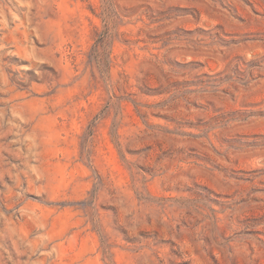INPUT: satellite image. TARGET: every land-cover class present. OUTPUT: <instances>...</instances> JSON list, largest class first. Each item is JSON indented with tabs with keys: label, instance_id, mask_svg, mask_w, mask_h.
<instances>
[{
	"label": "rangeland",
	"instance_id": "rangeland-1",
	"mask_svg": "<svg viewBox=\"0 0 264 264\" xmlns=\"http://www.w3.org/2000/svg\"><path fill=\"white\" fill-rule=\"evenodd\" d=\"M0 264H264V0H0Z\"/></svg>",
	"mask_w": 264,
	"mask_h": 264
}]
</instances>
